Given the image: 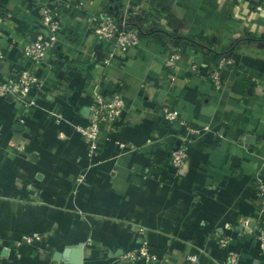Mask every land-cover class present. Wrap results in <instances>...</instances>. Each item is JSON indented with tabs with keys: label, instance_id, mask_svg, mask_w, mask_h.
<instances>
[{
	"label": "crops",
	"instance_id": "obj_1",
	"mask_svg": "<svg viewBox=\"0 0 264 264\" xmlns=\"http://www.w3.org/2000/svg\"><path fill=\"white\" fill-rule=\"evenodd\" d=\"M45 6L58 15L59 42L37 70L44 82L30 93L34 105L0 96V264H121L143 239L171 264L191 253L224 264V235L238 264H264L241 226L264 223L255 189L264 177V0H0V80L17 72L25 33L40 29ZM102 9L124 10L140 32L107 68L114 40L98 41L86 21ZM221 55L235 65L218 92L206 74ZM112 94L125 106L118 128L89 156L76 126ZM165 104L202 129L177 179L168 157L180 125L165 127ZM35 232L41 242L16 245Z\"/></svg>",
	"mask_w": 264,
	"mask_h": 264
},
{
	"label": "built area",
	"instance_id": "obj_2",
	"mask_svg": "<svg viewBox=\"0 0 264 264\" xmlns=\"http://www.w3.org/2000/svg\"><path fill=\"white\" fill-rule=\"evenodd\" d=\"M110 10L102 9L98 14L87 17L88 28L95 38L100 42L114 40L115 51L106 53L101 62L104 67H109L113 63V57L125 55L130 49L138 45L140 40L139 30L129 23L124 10L115 12V16L109 14ZM9 16V14H8ZM59 20L58 15L50 6L41 9L40 29L25 33V42L22 43L20 50V59L17 72L6 80H0V96L9 97L14 102L27 110L34 105V98L30 96L31 91L40 90L44 76L37 74L41 64L47 63L49 56L56 48L59 42ZM1 38V35H0ZM3 59V52L0 46V62ZM178 59V50L173 48L164 58V66L168 70L176 69V60ZM235 65L233 57L221 55L217 62L211 66L206 74L215 91H221L224 88V74L232 70ZM191 69L195 70V63L191 64ZM97 80H92L91 84L97 85ZM124 103L117 94H112L110 98H99L97 103L90 108L89 122L87 125H78L76 130L80 132L88 147V155L92 156L96 146V139L104 132L105 135L112 134L118 128L115 125L124 109ZM162 120L165 127L172 128L173 123H179L180 127L176 138L179 144L170 152L168 161L172 167V175L175 179L181 177L186 168L187 146L197 137L202 129L195 128L181 118L179 111L165 104L161 108ZM23 121L22 119L20 120ZM122 146V143L116 142ZM255 189L259 196L264 197V177L257 178ZM245 233L251 234L259 242L261 260L264 261V223L262 227L252 230L247 220L241 222ZM142 233L143 229H138ZM44 239V235L39 233L23 234L16 245H33ZM231 242L230 236L224 235L219 238L220 248L226 249V259L224 264H238L239 254L229 249ZM200 254H187L182 264H202ZM121 264H171L166 257H157L150 252L146 240L132 249L125 251L120 256Z\"/></svg>",
	"mask_w": 264,
	"mask_h": 264
},
{
	"label": "trees",
	"instance_id": "obj_3",
	"mask_svg": "<svg viewBox=\"0 0 264 264\" xmlns=\"http://www.w3.org/2000/svg\"><path fill=\"white\" fill-rule=\"evenodd\" d=\"M107 10V9H106ZM109 14L111 15V16H115V15H117V14H115V12H109Z\"/></svg>",
	"mask_w": 264,
	"mask_h": 264
},
{
	"label": "water",
	"instance_id": "obj_4",
	"mask_svg": "<svg viewBox=\"0 0 264 264\" xmlns=\"http://www.w3.org/2000/svg\"><path fill=\"white\" fill-rule=\"evenodd\" d=\"M65 253V252H64ZM66 254V253H65ZM56 256H58V254H56ZM57 258V257H56Z\"/></svg>",
	"mask_w": 264,
	"mask_h": 264
}]
</instances>
